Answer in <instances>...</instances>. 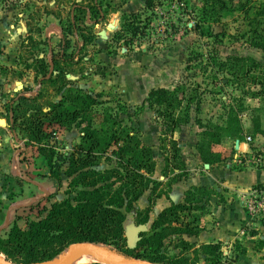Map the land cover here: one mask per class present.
Wrapping results in <instances>:
<instances>
[{
    "label": "rangeland",
    "instance_id": "obj_1",
    "mask_svg": "<svg viewBox=\"0 0 264 264\" xmlns=\"http://www.w3.org/2000/svg\"><path fill=\"white\" fill-rule=\"evenodd\" d=\"M154 2L153 8L148 10L145 0H102V9L107 12L106 20L94 23L92 15H87L83 20V25L89 28L86 30L87 43L83 44L80 37V49L73 36H68L69 43L65 42V56H73L67 65L70 71L67 75L70 82L68 88L90 94L99 102V105L95 106L98 113L93 119V125L100 128L104 126L103 122L116 120L122 125L135 128L141 140L156 141L157 136L160 151L168 150L167 139L162 135L161 119L156 114L157 107L142 104V100L152 88L181 87L190 95L195 94L196 91L192 90L197 87L196 97L199 96L204 111L196 112L195 101L190 103L191 127L193 121L199 122L206 131L210 129V132H214L215 126H225L236 114L242 130L238 132L233 122L229 133L220 131L221 140H239L244 139L246 135H250L252 139L258 138L256 135L259 133L251 131L252 123L256 120L260 127L264 126V101L252 94L258 87H254L249 81L235 80L229 71L220 70L218 63L212 65L209 59L215 56L216 62H221L232 55L252 57L261 64L256 70L262 72L264 50L252 47L244 38L232 37L238 30H243L240 12L226 13L221 23L214 26L216 32L226 33L222 42L218 43L212 38L199 37L188 29L193 24L191 18L196 7L200 5L199 0ZM68 6L69 0H0V118L6 121V125L0 124L2 238L7 236L12 226L25 228L30 221L38 220L37 209L44 206L43 204L49 207L52 202L64 198L71 199L79 189L78 187L76 191L66 193L70 177L63 172L73 147L81 140L82 128L86 123L74 125L69 130L53 129L50 126L46 131L52 130L51 135L48 134L41 143L25 145L27 140L22 138L20 131L16 133L11 130L5 113V106L11 103V98L22 91L29 90L24 93L27 96L32 95V92H39V102L43 105L46 101H57L60 98V94L53 91L51 86L41 85L38 81H41L42 73L40 60L52 63L50 52L53 50L57 54L62 51L59 45L63 38L61 25L65 24ZM122 13L138 14L142 20L148 17L147 29L144 34L136 37L132 45H124L120 38L114 36L120 29ZM194 52H200L202 55L194 59ZM212 109L216 110L215 114L209 117L208 113ZM199 113L200 117L197 116ZM104 114L107 115L103 117ZM249 120L251 126L244 128V122ZM107 126L109 124L104 128H108ZM261 130L260 134L263 136L259 138L264 139V129ZM199 135L200 142L205 143L206 149L214 145L207 141L203 131ZM38 147L52 158L51 162L61 164L59 183L56 177L50 175L53 163H49L47 158L40 154ZM259 155L260 151L256 154L252 151L250 156L258 158ZM94 168L100 170L108 166L102 162ZM36 180L46 192L36 191ZM137 201L131 209L123 210L124 245L101 244L118 258H134L122 255L121 251L125 248H135L142 234L151 232L152 209L146 212L148 205L141 207L140 202L143 200ZM189 215L191 213L186 215L187 219H190ZM43 216L45 212L40 215ZM146 216L147 221L140 222ZM179 238L191 243V246L186 250L180 249ZM165 245L164 251L167 255L183 256L195 264H208L202 244L197 245L185 237L173 235L165 240ZM67 246L51 259L60 255ZM239 246L236 244L229 251L221 246L216 264H234ZM210 256L213 258L216 253ZM80 264L106 263L100 260Z\"/></svg>",
    "mask_w": 264,
    "mask_h": 264
},
{
    "label": "trees",
    "instance_id": "obj_2",
    "mask_svg": "<svg viewBox=\"0 0 264 264\" xmlns=\"http://www.w3.org/2000/svg\"><path fill=\"white\" fill-rule=\"evenodd\" d=\"M199 3L193 12L191 18L193 24L188 27L189 30L199 37L212 38L221 43L226 33L216 32L214 26L221 23L226 13L240 12L243 30H238L232 37L244 38L252 47L264 50V1L199 0ZM154 5V0H145L146 9L151 10ZM102 6V0H69L66 21L64 26L61 25L63 38L59 45L62 51L57 54L53 50L50 52L52 63L40 60L42 73L41 81L38 82L51 86L53 91L60 94V98L57 101H46L43 105L39 102L41 98L39 92L27 96L24 93L29 90H26L17 93L11 98V103L5 106L11 130L16 133L20 131L22 138L27 140L25 145L41 143L52 132L46 131L50 126L53 129L69 130L74 125L86 123L82 128L81 140L73 147L66 162V170L63 172L70 177L66 193L70 194L79 187L76 194L71 199L64 198L52 202L49 207L43 204L44 206L37 209L38 220L30 221L25 228L14 225L5 238L0 237V253L15 264L49 260L73 242L124 245V211L131 209L146 190H150L146 212L150 211L156 198L167 192L171 182L184 175V172H181L167 183L153 178L155 160L152 147L141 140L138 131L111 119L110 123L103 122L104 126L109 124L108 128L95 127L93 119L98 113L95 106L99 105V102L90 94L68 88L70 82L67 75L70 71L67 65L73 56H65V42L69 43L68 36H73L76 45L81 49L79 38L82 37L83 44L87 43L86 30H89L88 26L83 25L85 22L83 20L87 15H92L94 23L106 20L107 12ZM147 21L148 17L142 20L138 14L122 13L120 29L114 36L120 38L124 45H132L139 34H144L149 23ZM194 53H196L194 59L202 55L200 52ZM209 59L212 65L218 63L220 70L229 71L235 80L249 81L254 87H258L252 94L264 101V68H261V73L260 70H256L261 64L254 58L232 55L221 62H216L215 56ZM192 91L197 92V87ZM196 92L187 95L181 87L174 89L158 87L151 89L142 101V104L156 106L157 117L161 119L162 135L167 139L168 149L164 150L167 152L164 171L169 163L173 168L183 169L180 148L172 134L174 130L189 122V107L192 101H195V111L199 110L201 100L199 96L196 97ZM236 117L234 114V118L229 119L225 126H215L214 132H210V129L205 130L203 135L207 136V141L212 145L220 142V131L229 133L233 122L240 132L242 129ZM251 128L254 133L262 132L257 120L252 123ZM198 147L206 163L221 161L220 156L205 148L204 142H200ZM38 149L49 163H53L50 175L56 177L59 183L61 164L51 162L52 158L48 157L42 148ZM252 151L256 154L259 150L253 146ZM102 162L108 168L100 170L94 168ZM196 192L188 191L184 203H172L161 210L152 221L151 232L142 234L135 248H125L121 251L122 255L160 264H195L183 256L167 255L164 248L168 237L194 236L201 231L195 220L186 217L188 213L201 208L197 204H192L193 201L199 202L203 198L200 195L196 196ZM44 212L45 216L40 217ZM146 221L147 216L140 222ZM179 243L178 246L182 250L191 246V243L182 238H179ZM201 246L207 255L208 264H216V258L221 251L220 243H207ZM215 253L216 256L212 258L210 255ZM261 264H264V257Z\"/></svg>",
    "mask_w": 264,
    "mask_h": 264
},
{
    "label": "crops",
    "instance_id": "obj_3",
    "mask_svg": "<svg viewBox=\"0 0 264 264\" xmlns=\"http://www.w3.org/2000/svg\"><path fill=\"white\" fill-rule=\"evenodd\" d=\"M32 94L34 93L32 92ZM199 110L200 112L204 111L203 103L200 104ZM215 111V109L210 110L208 116L214 115ZM199 115L200 113L197 116L200 117ZM250 120L244 122V128L251 126ZM193 123V127L188 122L174 130L172 134V138L177 141L180 148L183 169L173 168L169 163L164 171L167 152L160 151L157 146L158 137L156 136V141L142 139L144 143L152 147L155 160L153 178L167 183L184 172V175L171 182L165 194L156 198L151 207L153 212L151 219H154L161 210L172 203H184L188 191L201 190L202 192H196L195 195L203 196L202 200L192 202L201 208L193 210L189 215L190 219L195 220L201 231L198 235H183V237L197 245L220 243L228 251L238 244L240 250L235 256L234 264H261L264 257V228L255 230L245 226L248 217L240 192L250 186L264 184V160L259 164H238L236 160L250 156L253 146L260 151V156L264 157V139L259 138L263 135L257 134L258 138L252 139L255 142L246 141V136L250 135L239 140H220L210 148V151L220 156L221 161L206 163L202 159V151L198 147L200 144L199 133L204 132L206 128L199 122L193 121ZM260 128L264 129V126ZM157 134H159L158 131ZM39 181L43 182V180ZM40 185L36 180L34 183L36 191L46 192ZM149 193L150 190H146L138 199L137 202L143 200L140 202L141 207L148 205ZM6 216L8 218L9 214Z\"/></svg>",
    "mask_w": 264,
    "mask_h": 264
},
{
    "label": "water",
    "instance_id": "obj_4",
    "mask_svg": "<svg viewBox=\"0 0 264 264\" xmlns=\"http://www.w3.org/2000/svg\"><path fill=\"white\" fill-rule=\"evenodd\" d=\"M113 27V25H110ZM34 93V92H33ZM0 124L6 125V121L3 118H0ZM80 252H93L95 253L100 260L105 262L106 264H154L145 259L138 258H118L114 256L111 252L107 251L103 246L99 244H95L92 242H73L70 243L60 255H58L54 259L42 261V262H32L28 264H68L70 262V258ZM0 264H15L10 260L6 259L0 253Z\"/></svg>",
    "mask_w": 264,
    "mask_h": 264
},
{
    "label": "built area",
    "instance_id": "obj_5",
    "mask_svg": "<svg viewBox=\"0 0 264 264\" xmlns=\"http://www.w3.org/2000/svg\"><path fill=\"white\" fill-rule=\"evenodd\" d=\"M246 141L251 142L252 138L246 136ZM263 156L254 157L247 156L236 160L239 164L257 163L263 161ZM243 199V207L248 217V222L245 226L255 230L264 228V184L250 186L241 192Z\"/></svg>",
    "mask_w": 264,
    "mask_h": 264
},
{
    "label": "bare ground",
    "instance_id": "obj_6",
    "mask_svg": "<svg viewBox=\"0 0 264 264\" xmlns=\"http://www.w3.org/2000/svg\"><path fill=\"white\" fill-rule=\"evenodd\" d=\"M100 261V258L93 252H80L70 258L69 264H80L84 262Z\"/></svg>",
    "mask_w": 264,
    "mask_h": 264
}]
</instances>
